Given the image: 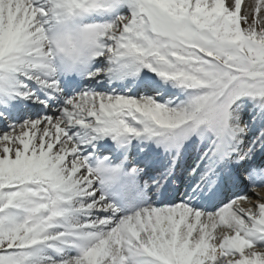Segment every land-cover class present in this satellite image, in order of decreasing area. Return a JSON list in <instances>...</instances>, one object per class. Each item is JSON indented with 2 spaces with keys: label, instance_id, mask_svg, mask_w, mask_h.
Segmentation results:
<instances>
[{
  "label": "snow or ice",
  "instance_id": "snow-or-ice-1",
  "mask_svg": "<svg viewBox=\"0 0 264 264\" xmlns=\"http://www.w3.org/2000/svg\"><path fill=\"white\" fill-rule=\"evenodd\" d=\"M0 0V264H264V0Z\"/></svg>",
  "mask_w": 264,
  "mask_h": 264
},
{
  "label": "bare ground",
  "instance_id": "bare-ground-1",
  "mask_svg": "<svg viewBox=\"0 0 264 264\" xmlns=\"http://www.w3.org/2000/svg\"><path fill=\"white\" fill-rule=\"evenodd\" d=\"M255 2H256V0H244V6L242 8V11L245 9H247L248 11H252L253 9L249 8L248 6H249V4H252L254 6ZM262 14H264V13H262Z\"/></svg>",
  "mask_w": 264,
  "mask_h": 264
}]
</instances>
